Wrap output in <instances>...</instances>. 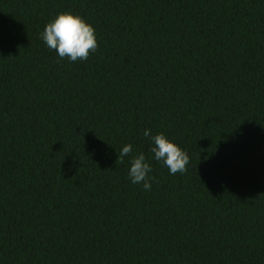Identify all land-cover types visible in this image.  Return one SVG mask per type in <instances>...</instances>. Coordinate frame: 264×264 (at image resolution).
<instances>
[{
  "label": "trees",
  "instance_id": "1",
  "mask_svg": "<svg viewBox=\"0 0 264 264\" xmlns=\"http://www.w3.org/2000/svg\"><path fill=\"white\" fill-rule=\"evenodd\" d=\"M60 12L87 60L40 39ZM0 264H264V0H0Z\"/></svg>",
  "mask_w": 264,
  "mask_h": 264
},
{
  "label": "clouds",
  "instance_id": "2",
  "mask_svg": "<svg viewBox=\"0 0 264 264\" xmlns=\"http://www.w3.org/2000/svg\"><path fill=\"white\" fill-rule=\"evenodd\" d=\"M43 43L53 50L61 59L69 63L84 61L90 52L97 48L94 28L81 16L72 12H60L47 22L40 33ZM143 136L147 138L149 152L152 158L167 168L170 175L183 173L189 163L188 154L179 145L169 139L164 133H151L144 129ZM133 153L131 144H124L118 158L121 163L128 157L127 176L132 184H142L143 189H151L154 177H150L152 168L143 152Z\"/></svg>",
  "mask_w": 264,
  "mask_h": 264
}]
</instances>
